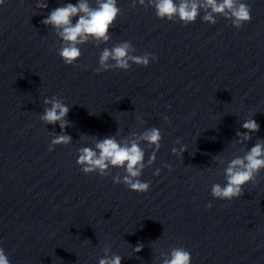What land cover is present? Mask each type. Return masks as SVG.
I'll return each mask as SVG.
<instances>
[{"label":"clouds","instance_id":"clouds-1","mask_svg":"<svg viewBox=\"0 0 264 264\" xmlns=\"http://www.w3.org/2000/svg\"><path fill=\"white\" fill-rule=\"evenodd\" d=\"M5 0H0L3 5ZM139 5L144 6L146 0H138ZM137 0H132V7L135 8ZM147 5L153 7L155 15L161 20L175 22L177 19L185 25L194 23L200 15L201 10L205 11L202 19L204 22L216 24V16H223L229 19L232 25L239 29L243 24L252 19L251 8L242 0H147ZM36 7L39 9L48 8V0H37ZM117 0H96V6L92 7L89 0H78L76 4L67 3L49 12L47 17L41 21L46 27L54 29L56 35L62 40V45L58 49V54L66 65H74L81 57L80 46L88 44L90 41L110 40V28L120 14ZM78 17L75 23L73 18ZM135 48L128 42H120L112 48H104L99 56V67L96 73L109 69L129 70L131 63L147 67L150 57L155 59L151 53L143 56L132 55ZM43 114L39 119L47 125L59 124L63 130L69 125L66 117L70 108L58 97H45ZM165 121L170 123L167 116ZM143 123V121H141ZM241 127L245 130L237 132L240 139L236 144H243L244 141L252 139V133L259 131L260 125L252 118L243 122ZM162 134L158 128L152 127L143 131L136 139L131 141H118L115 136L103 139L94 138L92 147H80L76 163L81 171L86 174L98 173L100 176L109 174V168L124 169L125 174H117L113 177V183H123L131 191L146 193L150 189V182H143L139 178L145 167L151 166L156 160V152L161 147ZM72 137L66 134L53 135L49 151L58 145H69ZM141 142H146L154 151L145 164V151L140 147ZM179 143V141H177ZM172 153L181 156L187 151L185 146L179 149L173 147ZM215 160L221 165L225 164L222 156H216ZM264 169V140L257 141L253 147L245 151L242 156L236 155L227 162L224 170L225 183L213 184L211 195L219 200H233L244 195V186L250 182H255L256 176ZM210 171V169H209ZM155 175H159L157 170ZM207 207L211 208L209 203ZM143 248L142 244H137L133 251L139 253ZM104 256L100 258L98 264H121L122 257L111 253L109 245L103 249ZM163 256L162 264H191V254L183 247H174ZM0 264H10L8 256L0 247Z\"/></svg>","mask_w":264,"mask_h":264}]
</instances>
